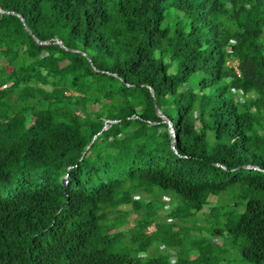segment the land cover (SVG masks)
Segmentation results:
<instances>
[{
    "label": "trees",
    "instance_id": "trees-1",
    "mask_svg": "<svg viewBox=\"0 0 264 264\" xmlns=\"http://www.w3.org/2000/svg\"><path fill=\"white\" fill-rule=\"evenodd\" d=\"M0 11V264H189L146 254L179 236L196 264H229L213 239L162 223L157 191L184 223L225 198L196 229L264 264V0Z\"/></svg>",
    "mask_w": 264,
    "mask_h": 264
},
{
    "label": "rangeland",
    "instance_id": "rangeland-1",
    "mask_svg": "<svg viewBox=\"0 0 264 264\" xmlns=\"http://www.w3.org/2000/svg\"><path fill=\"white\" fill-rule=\"evenodd\" d=\"M163 194V195H162ZM159 195L156 198H153L158 204H160L161 206L166 204L164 207L162 206V208L159 210V214H160V220L162 221L163 224H177V226H175L173 228V233H178L181 231L182 228H187L190 229V235L192 237H198V236H202L206 239H213V242L217 243L218 248L217 249V253H220L221 251H224V254H226L228 252L229 256H228V262L229 264H247L242 260V256L239 255V253L237 252V250H235V247L233 245H231L230 241H227L223 238H219V237H213L210 233H208L206 230H202V232L198 231V229H196V227L199 226H206V223L204 221V219L209 218V213L211 210L212 205H217L219 204V202H224L226 203L227 200L223 197H212L211 198V205L207 206L205 208V210L201 213H199L197 215V220L195 222L193 221H189V222H182L179 218H175L173 217V215H171V213H173L175 207L178 206V199L176 194H174L173 192H167V193H159V191H157V194ZM138 197V196H137ZM149 199L146 200V202H148ZM131 206H125L124 209L125 210H131ZM141 219V215L136 214L135 212H132L128 218H127V223L123 226V228H121L120 230H117L116 232H130L131 230H133L136 225H137V221ZM157 227L154 225L152 226L148 233L152 234L154 232H156ZM131 234L128 235V237L124 240V242L127 245L131 244V240H130ZM192 242L193 239L190 238H186L184 240L181 241L180 236L179 238H177L176 240V246L175 248L173 247L171 250L169 245H167V243H163L162 241H154L153 245L151 248L148 249V252L146 253L149 257H158V256H168L169 251L170 253L173 255H171L172 257V262H179L180 258H184V259H189L191 262L189 264H196L194 262V260H196V258L198 257V253L197 252H192ZM227 244V245H226ZM226 245L225 247L222 248V246ZM194 247V245H193ZM118 251L121 252H129L131 250V247H123V248H117ZM191 251V252H190ZM214 252V251H213ZM141 256H146L145 254H142ZM215 253H213L212 255H210L211 261H206L200 264H217V260L214 257ZM215 258V259H214ZM183 264V263H180ZM221 264H227V261H223Z\"/></svg>",
    "mask_w": 264,
    "mask_h": 264
},
{
    "label": "water",
    "instance_id": "water-1",
    "mask_svg": "<svg viewBox=\"0 0 264 264\" xmlns=\"http://www.w3.org/2000/svg\"><path fill=\"white\" fill-rule=\"evenodd\" d=\"M0 12H4V11H0ZM21 19L23 20L22 17H21ZM41 44H45V43H41ZM59 44H60L61 46H64L62 41H59ZM152 92H153V91H152ZM153 93H154V92H153ZM158 112H159V114L161 115V117H162L163 119H166V116L162 115L160 110H158ZM169 122H170V121H169ZM175 142H176V141H174L173 144H174Z\"/></svg>",
    "mask_w": 264,
    "mask_h": 264
},
{
    "label": "clouds",
    "instance_id": "clouds-1",
    "mask_svg": "<svg viewBox=\"0 0 264 264\" xmlns=\"http://www.w3.org/2000/svg\"><path fill=\"white\" fill-rule=\"evenodd\" d=\"M171 133H173V135H174V131H173V128L171 127Z\"/></svg>",
    "mask_w": 264,
    "mask_h": 264
}]
</instances>
